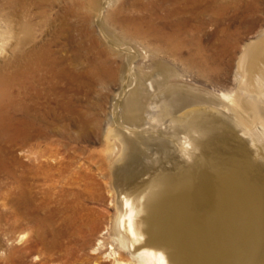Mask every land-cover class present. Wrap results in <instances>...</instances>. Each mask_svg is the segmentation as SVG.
Here are the masks:
<instances>
[{"label": "rangeland", "instance_id": "1", "mask_svg": "<svg viewBox=\"0 0 264 264\" xmlns=\"http://www.w3.org/2000/svg\"><path fill=\"white\" fill-rule=\"evenodd\" d=\"M11 2L12 0H0V68L5 61L20 58L22 49H25L23 43L27 38L22 24L26 23L31 27V39L39 45L51 46L53 56L63 57L68 68L76 67V72L82 75L94 69L96 75L76 95V108L81 110L84 119L88 122L87 131H81L73 120L64 118L63 121L52 126L54 135L51 139L44 140L42 137L32 145L21 144L15 148L16 154L26 166L37 169L39 177L33 180L30 178L31 174L26 172L29 181L23 186H18L4 177L0 179V244H2L0 264H115V259L124 264H134L130 255L121 248L117 240L116 227L121 210L118 206L116 178L110 167H100L93 163L92 159L94 154L97 162L101 161L98 157L101 159L105 157L111 163L119 160V153L110 156L108 143L103 134L111 128L115 129L118 120H121L117 116L119 109L115 112V103L124 88L123 78L127 64L125 55L119 57L120 59L112 57V60H109L106 57L100 58L99 53L101 47L113 48L103 34L105 30L118 43L124 44V47L132 46L139 51L128 69L131 80L138 75L155 73L156 65L159 61H163L162 59L168 66H173L168 56L156 55L157 43L150 39L128 36L127 30L135 26L123 21L126 18L125 15L128 17L141 13L155 18L157 9L164 10L172 4V0H107L106 8L105 0H28L15 7ZM207 3H201L200 8L208 7V10L203 13L204 15L202 14V19H197V21L209 22L208 32L211 35H205V45L211 46L212 40H215L211 37L214 30L213 22H222V27L233 26L228 32L231 35L230 42L236 43L237 50L228 61L229 70L227 73L219 74V82L211 84L203 82L194 71L182 69L180 78H171L168 84L178 83L201 92L208 98L219 100L223 99L222 93H230L233 88H237L236 85L233 86L231 80L235 74H238L237 60L245 48L244 45L251 39L257 42L258 34L262 33L260 38H264V0H215V2ZM142 5H145L144 7L148 10L142 9ZM95 40L100 42L99 46L94 47ZM153 98H155L153 102L165 98L164 87L161 86L157 92H154ZM262 102L264 103V99L260 103L261 108H264V104L261 105ZM157 105L158 103H152V101L147 105L143 120L139 124L136 123L140 132L144 130L152 132L153 127L156 126L154 130L157 131L165 124H169L167 118L163 120L159 117ZM260 116L264 121V113L261 111ZM256 126L258 125H254V128ZM240 137L242 135H238V138ZM241 146H235L234 152L242 164L245 162L253 168L251 178H244L245 181L231 177L225 179L222 178L223 175L215 174L208 188L198 180L201 169L205 167L200 154L195 155V160L180 163L177 161L174 165L169 156L162 152L155 153L151 150L147 153V160L157 162L155 163L157 172L156 170V173L153 172L154 169L151 170L152 173L149 174L151 179L149 175H145L139 183L155 181L139 187L138 194L132 195V198L143 195L145 191H158L162 185L166 187L163 186L162 189L166 190L170 183L173 184L167 183L166 178H174L181 171H187L195 176H193L195 180L185 184L179 182L173 187V193L162 197L164 206L167 208L170 206L167 212L169 215L173 214L171 217L174 219L171 223L177 233L188 229L193 218L198 216L204 217L208 222L219 218L217 215L208 214L210 213L206 209L208 203L205 201L209 199L215 200L213 202L215 203L220 196L222 199L229 200V198L250 199V196L252 199L256 195V203L260 206L257 215L253 213L250 216V229L245 230L249 232L250 237L246 235L245 239H240L238 243L236 241L237 244H234L233 239L230 238L233 245L230 243L231 247L226 253L222 252L226 246L225 242H218V244L209 242L205 249L208 253L205 254L201 252V245L192 246L194 249L188 253L190 246L185 244L183 236L178 238L168 229L172 226L170 221L168 223L170 226L164 230L167 234L160 230L157 232V228L155 244L161 248L175 250L172 245L178 240L177 252H174L175 260L183 258L184 254L188 253L187 257H184L187 258V264H264V149L256 153L247 145ZM31 149L37 153L28 157ZM46 149L51 150L52 152H49L51 154ZM31 161L34 165L30 164ZM18 171L19 174H23L24 168L19 167ZM206 173L211 175L209 170ZM171 174H173L172 177ZM247 181L251 182L246 184ZM249 187L257 189L259 193L253 194L252 190L248 191ZM27 188L31 189L33 200H30L29 214L23 215L14 205L12 192ZM172 200L176 204H173ZM247 211L249 212V208ZM179 212H181L180 216ZM142 215L139 220L142 219ZM236 216L237 214L232 213L229 218ZM147 224L143 223L144 226L142 225L141 228L143 231L148 230ZM171 238L173 241L170 242ZM169 242L173 244L170 245ZM213 248L218 249L215 251Z\"/></svg>", "mask_w": 264, "mask_h": 264}, {"label": "bare ground", "instance_id": "2", "mask_svg": "<svg viewBox=\"0 0 264 264\" xmlns=\"http://www.w3.org/2000/svg\"><path fill=\"white\" fill-rule=\"evenodd\" d=\"M24 1L28 0H12L11 4L15 7L21 3L24 4ZM212 1L215 2V0H172V4L164 10L157 9L155 18L145 13L128 17L125 15V20H122L135 26L127 30L128 36L154 41L157 43L156 52L158 54L156 55L168 56L169 62L173 65L168 66L162 59L163 61L157 63L155 73L151 75H138L131 80L128 69L139 51L132 46L124 47V44L118 43L108 31L102 30L113 48L101 47L100 58L120 59L125 55L127 69L123 78L124 88L115 103V112L119 109L117 116L121 120L117 119L119 122L115 129L111 128L103 134L108 143L110 156L119 153V160L111 163L105 157L102 159L98 157L101 161L97 162L94 154H92V159L93 163L100 167H110L116 178L118 206L121 210L116 227L117 240L121 248L130 255L134 264H187V258L184 257L191 253L193 247L201 245V252L205 254L208 253L205 249L209 242L215 244L225 242L226 246L222 252L226 253L232 241L237 244L240 239H245L246 235L250 237L249 232L245 230L250 229V216L253 213L257 215L260 209L259 204L256 203V195L252 199L250 194V199L229 198V200L222 199L220 196L218 200L215 198L217 203H213L215 200L210 199V201H205L208 203L206 209L210 212L207 213L217 215L219 218L208 222L204 217L198 216L193 218L188 229L179 231V233L175 232L174 225L171 223L174 219L171 217L173 214H168L170 206L168 208L164 206L162 197L169 196L173 187L179 182L185 184L190 180H195V176L187 171H181L174 178L165 176L167 183H173L167 185L166 190L162 189L164 186L162 185L158 191L155 190L156 192L151 190L145 191L147 193L144 194L145 192L141 191L143 195L132 198V195L138 194L139 187L155 181L148 180L149 182L139 183V180H143L142 177L152 173L151 170L154 169L153 172L155 170L157 172L155 169L157 162L146 159L147 153L151 150L155 153L166 154L174 165L177 161L180 163L195 160V155L200 154L205 167L201 169L199 178H196L199 183L203 182L201 184L208 188L215 174L223 175L222 178L225 179L229 177L232 179L251 178L253 168L245 162L242 164L234 152L235 146L247 145L256 153L264 149V121L260 116V111L264 113V108L260 106L264 99V38H260L262 33L257 35L259 39L257 42L251 39L244 45L245 48L237 60L238 74H235L231 80L233 86L236 85L237 88H233L230 93H222L223 99L208 98L201 92L178 83L168 84L171 78H180L182 69L194 71L203 82L211 84L220 81V73L228 72V61L232 59L237 50L236 43L230 42L231 35L228 32L233 26L222 27V22H213L214 30L211 37L216 41L212 40L213 44L208 46L204 41L205 35L210 34L208 32L209 22L197 21L199 18L202 19V14L208 10L207 6L204 9L200 8L201 3L208 4L207 2ZM107 3L105 0V8ZM144 6H141L142 9L148 10ZM22 26L27 34L26 41L23 43L25 49H22L20 58L18 60L16 58L17 61H5L0 68V179L4 177L18 186H23L29 181L26 172L31 174L30 178L33 180L39 177L37 169L31 168L30 165V167L26 166L16 154L15 148L18 145H32L42 137L44 140L51 139L54 135L52 126L63 121L64 118H70L76 126L80 127L81 131H87L88 122L84 119L81 110L76 108V95L96 75L94 69L88 70L85 76L76 72V67L69 66L68 68L63 57L53 56L51 46L39 45L31 39V27L28 24L25 23ZM94 42V47L100 45L98 40ZM157 76H160L161 80ZM161 86L164 87L165 98L153 102L157 98H153V93L157 92ZM151 101L158 103L156 107L159 117L167 118L169 124H165V128L161 127L157 131L154 130L157 126L153 127L152 130L155 132L146 130L140 132L136 123L139 124L143 120V114ZM263 104L262 102L261 105ZM256 124L258 126L255 129ZM238 135L242 137L238 138ZM46 150L48 153L52 152L49 149ZM33 153L37 152L33 149L29 150L28 157H31V154L34 155ZM30 164H33L32 161ZM19 167L24 168L23 174L18 173ZM207 170L211 171V175L206 173ZM250 182L247 181L246 184ZM254 186L257 185L254 184ZM258 188L260 189L259 186ZM249 189L253 194L259 193L253 187H249L248 191ZM30 190L27 188L12 192L14 205L23 215L29 214L30 200L33 198ZM181 207L180 205V211ZM232 213L237 216L229 218ZM141 215L143 217L139 220ZM169 221L172 226L168 225ZM143 223H148L147 231L141 229ZM168 226H170L168 228L170 232L176 234L178 238L183 236L185 244L190 246V251L185 252L186 254L181 259L176 258L175 260L174 257L178 240L174 241V244L171 243L175 250L160 249L146 242V234L156 235L157 228V232L158 230L165 232ZM232 228L234 229L231 232ZM230 238L233 240L231 241ZM169 241H173L172 238ZM213 249L216 251L218 248ZM114 263L124 264L116 259Z\"/></svg>", "mask_w": 264, "mask_h": 264}, {"label": "water", "instance_id": "3", "mask_svg": "<svg viewBox=\"0 0 264 264\" xmlns=\"http://www.w3.org/2000/svg\"><path fill=\"white\" fill-rule=\"evenodd\" d=\"M157 236L156 235H151V234H146V242L148 243V244H150V245H152V246H154V247H158V248H160L161 249V246H158L157 244H155L156 242V240H157V238H156Z\"/></svg>", "mask_w": 264, "mask_h": 264}]
</instances>
